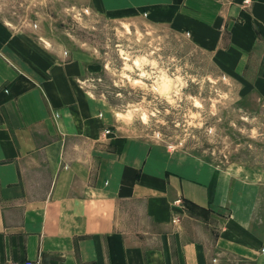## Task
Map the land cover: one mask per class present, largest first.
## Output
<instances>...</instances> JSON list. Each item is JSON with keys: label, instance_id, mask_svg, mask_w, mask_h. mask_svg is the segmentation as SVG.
Listing matches in <instances>:
<instances>
[{"label": "crops", "instance_id": "obj_1", "mask_svg": "<svg viewBox=\"0 0 264 264\" xmlns=\"http://www.w3.org/2000/svg\"><path fill=\"white\" fill-rule=\"evenodd\" d=\"M85 1L204 40L264 106V0ZM33 34L0 14V264H264L261 176L120 136L86 88L96 63Z\"/></svg>", "mask_w": 264, "mask_h": 264}, {"label": "rangeland", "instance_id": "obj_2", "mask_svg": "<svg viewBox=\"0 0 264 264\" xmlns=\"http://www.w3.org/2000/svg\"><path fill=\"white\" fill-rule=\"evenodd\" d=\"M0 14L41 44L96 63L86 88L103 99L120 136L249 168L264 182V106L239 94L204 40L141 14L100 15L85 0H0Z\"/></svg>", "mask_w": 264, "mask_h": 264}, {"label": "built area", "instance_id": "obj_3", "mask_svg": "<svg viewBox=\"0 0 264 264\" xmlns=\"http://www.w3.org/2000/svg\"><path fill=\"white\" fill-rule=\"evenodd\" d=\"M243 3L245 5L249 4V0H244ZM107 133V131H106ZM175 205L177 206H184V203L181 200L175 201ZM176 221V218L173 219V222ZM1 264H42L40 260H23V261H5Z\"/></svg>", "mask_w": 264, "mask_h": 264}, {"label": "trees", "instance_id": "obj_4", "mask_svg": "<svg viewBox=\"0 0 264 264\" xmlns=\"http://www.w3.org/2000/svg\"><path fill=\"white\" fill-rule=\"evenodd\" d=\"M185 206L188 208V210H191V211H194V210H200L199 207L195 206L194 204L192 203H185Z\"/></svg>", "mask_w": 264, "mask_h": 264}]
</instances>
